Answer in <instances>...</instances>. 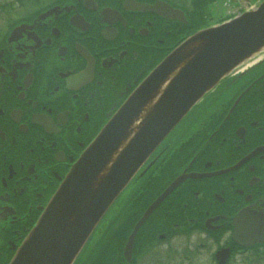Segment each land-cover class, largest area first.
<instances>
[{
  "label": "flooded vegetation",
  "instance_id": "obj_1",
  "mask_svg": "<svg viewBox=\"0 0 264 264\" xmlns=\"http://www.w3.org/2000/svg\"><path fill=\"white\" fill-rule=\"evenodd\" d=\"M155 1L36 0L3 24L0 7V264L11 261L110 116L189 34L188 21L138 4ZM218 85L125 191L136 222L184 177L139 231L133 264H149V251L152 264H191L194 239L245 252L233 239L240 212L261 217L264 228V56ZM178 237L188 239L179 253ZM111 249L107 264H128ZM177 254L186 262L171 261Z\"/></svg>",
  "mask_w": 264,
  "mask_h": 264
},
{
  "label": "water",
  "instance_id": "obj_2",
  "mask_svg": "<svg viewBox=\"0 0 264 264\" xmlns=\"http://www.w3.org/2000/svg\"><path fill=\"white\" fill-rule=\"evenodd\" d=\"M156 4L159 9L165 3ZM166 7L169 12L171 6ZM181 14L174 10V15ZM263 49L264 1L228 22L190 34L83 152L10 264H72L104 212L163 137L202 95ZM159 202L146 210L129 236L124 249L128 260L136 231ZM236 239L248 245L264 240V233L238 230Z\"/></svg>",
  "mask_w": 264,
  "mask_h": 264
},
{
  "label": "rangeland",
  "instance_id": "obj_3",
  "mask_svg": "<svg viewBox=\"0 0 264 264\" xmlns=\"http://www.w3.org/2000/svg\"><path fill=\"white\" fill-rule=\"evenodd\" d=\"M178 3H180V2H178ZM215 21H210L209 23H215ZM126 201L123 200L122 202L118 203L115 206V208L110 212V217L107 219L108 221H106L104 226H103V233H101L102 235L101 236L100 235H96V237L89 242V244L87 245L84 253H82V257L80 259V263L85 262V259L87 258L89 253L91 254V252H92L93 254H95L100 249V247H99L100 244L99 243L103 239L104 233L106 232L104 230L109 227V224H113V226H114L115 221L117 220L118 217H120L121 220H124L125 215H126L127 212H130V215L132 213H134L135 210L133 208L131 209L130 206H129V203L126 202ZM110 240L112 241L113 238L110 239ZM176 242H180V240H177ZM215 247L213 248V250L215 249ZM191 250H193V252H194V259H193L194 260L193 261L194 264H204V263L207 262L206 253H204V252L199 253V251L197 252L196 250H194L193 247H191ZM153 256H154V251L147 252V255L145 256L146 260L144 262L152 264L151 261L153 260ZM251 256H253V255H251ZM262 256H263V258L258 257V259L254 263L252 261L249 264H264V255L262 254ZM246 257L247 256H241V257H238V258H236L234 260L232 259L231 260V264H246L245 263L246 260H247ZM247 262H248V260H247Z\"/></svg>",
  "mask_w": 264,
  "mask_h": 264
},
{
  "label": "trees",
  "instance_id": "obj_4",
  "mask_svg": "<svg viewBox=\"0 0 264 264\" xmlns=\"http://www.w3.org/2000/svg\"><path fill=\"white\" fill-rule=\"evenodd\" d=\"M213 0H195L196 4L199 6V7H202V6H205V10L206 12L209 11L208 9V6L210 5V3L212 2ZM210 2V3H209ZM202 13V12H201ZM202 15V14H201ZM106 252V247H104L102 249V252H101V255H103L104 253Z\"/></svg>",
  "mask_w": 264,
  "mask_h": 264
}]
</instances>
